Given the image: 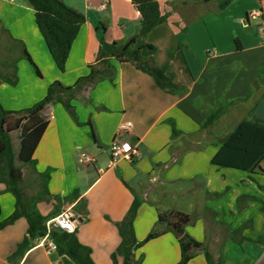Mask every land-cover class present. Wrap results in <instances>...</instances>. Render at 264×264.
<instances>
[{"label":"crops","instance_id":"1","mask_svg":"<svg viewBox=\"0 0 264 264\" xmlns=\"http://www.w3.org/2000/svg\"><path fill=\"white\" fill-rule=\"evenodd\" d=\"M64 1L83 13L86 22L61 72L29 1L0 0V42L12 46L21 41L41 71L39 76L27 58L19 60L18 85H0L4 109L34 106L55 81L75 85L98 63L102 41L135 38L136 48L154 46V53L144 50L142 55L164 69L179 89L165 91L132 63L111 59L113 81L99 82L72 102L82 124L63 105H48L43 117L49 126L34 155L38 172L51 168V197L38 203L41 213L50 215L53 196L78 190V199L61 205L60 212L72 209L78 217L76 237L91 248L95 264H113L112 254L121 243L117 225L135 198L140 201L134 225L139 241L156 226L159 211H177L192 216L188 233L207 243L216 263L240 257L263 259L264 264V172L250 174L212 163L222 141L241 122H264V36L248 18L259 0H159L164 21L147 36L140 34L141 14L132 0ZM220 108L221 116L206 126ZM117 137L130 141L136 153L109 167L110 146ZM82 153L95 162L81 164ZM0 208V224L16 210L14 194L1 181ZM28 228L25 218L0 228V264H75L41 246L16 256ZM142 253V264H176L181 249L169 232L136 256ZM190 264L204 263L199 258Z\"/></svg>","mask_w":264,"mask_h":264},{"label":"trees","instance_id":"2","mask_svg":"<svg viewBox=\"0 0 264 264\" xmlns=\"http://www.w3.org/2000/svg\"><path fill=\"white\" fill-rule=\"evenodd\" d=\"M28 1L34 9L36 24L55 64L61 72H65L73 43L86 22L85 15L68 6L64 0ZM132 2L141 14L140 34L142 36H147L164 21L159 0H132ZM14 41L17 45L7 46L5 50L13 59L16 53L19 57H15L14 64H8L6 60H3L4 58L0 60V84L3 82L17 86L19 81L17 63L22 58H27L36 68L37 74L41 76V71L31 59L24 44L18 40ZM238 44L236 40L237 49L240 50L241 46ZM144 50L152 54L156 48L152 45L136 48L135 38L125 43L109 44L102 41L98 63L90 66V73L80 78L75 85L67 87L60 81H55L49 86L46 96L41 101L33 107L20 111L5 110L0 102V181L16 198L14 214L1 223L0 228L14 223L19 218H25L29 224L28 235L20 244L16 256H24L29 249L35 247V240L46 234V222L59 214L58 210L61 205H71L79 197L78 190L66 197L53 196L54 212L49 216L43 215L37 205L42 200L51 197L48 189L50 174L46 173L43 174L44 189L39 193L35 202L31 205L24 199L20 186L23 181L22 165L36 166L37 160L34 155L49 126V120L43 117V111L50 104H62L71 118L77 124H82L72 102L78 93L88 94L99 82L106 79L113 81L115 70L110 63L111 59H117L120 63H132L138 70L152 76L157 85L165 91L174 92L179 89L164 69L156 66L152 58H145L142 55ZM2 55L3 53H0V57ZM223 112L224 108L217 110L209 118L206 126L212 124ZM14 134H19L18 151L14 149L12 137ZM212 163L219 168L235 169L250 174H254L257 170L264 172V122H241L235 131L222 141ZM139 205L140 201L135 198L129 212L117 225L121 243L112 254L113 264H141V261L136 258V251L147 242L169 232L175 234L180 245L182 257L179 264H188L197 251L204 253L208 264H221L214 261L208 247L203 242L187 233L186 227L192 223L193 218L182 212L159 211L155 229L143 241H139L134 226ZM82 207L84 205L79 206V208ZM75 212L80 214L78 208H75ZM51 237L58 246L59 255L69 257L75 264H95L91 248L81 244L76 233L68 234L55 229Z\"/></svg>","mask_w":264,"mask_h":264},{"label":"built area","instance_id":"3","mask_svg":"<svg viewBox=\"0 0 264 264\" xmlns=\"http://www.w3.org/2000/svg\"><path fill=\"white\" fill-rule=\"evenodd\" d=\"M251 21H261L257 25L258 32L264 36V0H259V7L251 11L248 15ZM124 127H127L124 126ZM111 161L109 167L116 165V162L120 159H131L136 153L133 144L130 141L122 140L119 137L115 138L110 146ZM83 165L93 164L94 158L82 153L79 159ZM79 224L78 217L74 214L72 209H66L57 214L46 222V234L35 240V246H41L47 250L49 254H53L58 251V246L52 239V232L56 229L68 234H74ZM261 260L255 264H260Z\"/></svg>","mask_w":264,"mask_h":264},{"label":"rangeland","instance_id":"4","mask_svg":"<svg viewBox=\"0 0 264 264\" xmlns=\"http://www.w3.org/2000/svg\"><path fill=\"white\" fill-rule=\"evenodd\" d=\"M253 23L255 24V25H258L259 23H261V21H253ZM0 53L2 54L3 53V55L0 57V60L1 59H3V60H6L7 61V63L8 64H14V59H15V57L17 58V57H19L18 56V54L16 53V55H15V57H14V59L12 58V57H10V55L8 54V51H6L5 50V48L4 47H6L7 46V44H4L3 42H0ZM19 62V61H18ZM18 64V63H17ZM18 66V65H17ZM18 79H19V68H18ZM18 83H19V81H18ZM2 84H5V83H3V82H1V84L0 85H2ZM52 84V83H51ZM9 85V84H8ZM18 85V84H17ZM11 86V85H10ZM50 86V85H49ZM11 87H16V86H11ZM46 96V95H45ZM38 103V102H37ZM35 105V104H34ZM54 105H56V104H54ZM62 105V104H61ZM33 107V106H32ZM6 110V109H5ZM9 111H11V110H9ZM20 111V110H19ZM17 118V117H16ZM13 144H14V149L16 150V151H18V146H19V134H14L13 136ZM37 160V159H36ZM37 165H38V161H37V163H36V166L35 167H33L32 165H30V166H27V165H22V169H23V173H24V180H23V182L21 183V189H22V192H23V196H24V199L29 203V204H33L34 202H35V200H36V198L37 197H39L38 195H39V193L40 192H42L43 191V189H44V187L42 186V184L45 182V179H44V176H43V174H46V173H49V174H51V168H49V169H47V170H45L44 172H42V173H40V172H38V170H37ZM42 175V176H41ZM152 197L153 196H151L150 197V199H152ZM47 200V198L46 199H44V200H42V201H46ZM41 201V202H42ZM37 208L39 209V207H38V205H37ZM59 212L61 211V208H59V210H58ZM54 212V209L52 210V212L50 213V215L52 214ZM192 217V216H191ZM137 218V217H136ZM192 223H193V221H192ZM189 225H191V224H189ZM188 225V226H189ZM187 226V227H188ZM156 227V226H155ZM155 227L153 228V230L155 229ZM187 227H186V231H187ZM152 230V231H153ZM151 231V232H152ZM171 233V232H170ZM187 233H188V231H187ZM173 235H175L174 233H172ZM176 237V236H175ZM152 241V240H151ZM150 242V241H149ZM149 242H147V243H149ZM146 243V244H147ZM145 244V245H146ZM241 244V243H240ZM144 245V246H145ZM204 245L207 247V243H205L204 242ZM143 246V247H144ZM142 248V247H141ZM139 250V249H138ZM137 250V251H138ZM40 252V251H39ZM55 253H57V252H55ZM232 254H236V253H233V252H231ZM236 255H239L238 253L236 254ZM181 257H182V255H180V260H179V262L178 263H176V264H179L180 263V261H181ZM136 258L138 259V260H140L141 261V264L143 263V261H144V258H145V254L144 253H142V255H140L139 257H137L136 256ZM199 258H201L202 260H203V263L204 264H208V262H207V260H206V258H205V255H204V253L203 252H201V251H197L196 252V255L194 256V258L188 263V264H190L193 260H197V259H199ZM261 260V263L263 262V259H259V260H257V259H241L240 257L239 258H226V259H223L222 261H225L227 264H255V263H257L258 261H260ZM260 263V264H261Z\"/></svg>","mask_w":264,"mask_h":264}]
</instances>
